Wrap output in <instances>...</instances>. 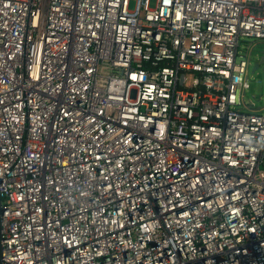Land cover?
<instances>
[{
  "label": "built area",
  "instance_id": "obj_1",
  "mask_svg": "<svg viewBox=\"0 0 264 264\" xmlns=\"http://www.w3.org/2000/svg\"><path fill=\"white\" fill-rule=\"evenodd\" d=\"M243 39L264 0H0L2 264H264Z\"/></svg>",
  "mask_w": 264,
  "mask_h": 264
},
{
  "label": "rangeland",
  "instance_id": "obj_2",
  "mask_svg": "<svg viewBox=\"0 0 264 264\" xmlns=\"http://www.w3.org/2000/svg\"><path fill=\"white\" fill-rule=\"evenodd\" d=\"M132 7V3L129 6ZM245 41L240 42L241 54H244L246 45H250L253 42V46L250 51L249 65L247 67L249 88L244 92V99H251L254 107L264 105V61L259 64L258 68L254 69V64L260 61L261 57H264V41H256L252 39H243Z\"/></svg>",
  "mask_w": 264,
  "mask_h": 264
},
{
  "label": "water",
  "instance_id": "obj_3",
  "mask_svg": "<svg viewBox=\"0 0 264 264\" xmlns=\"http://www.w3.org/2000/svg\"><path fill=\"white\" fill-rule=\"evenodd\" d=\"M264 61V57H261L260 61H257L255 64H254V69L258 68L259 64L262 63ZM3 206L1 204V199H0V264H2V261H1V217H2V212H3Z\"/></svg>",
  "mask_w": 264,
  "mask_h": 264
}]
</instances>
